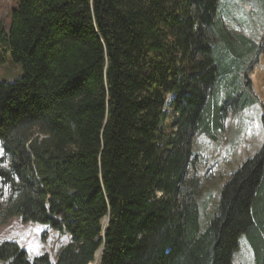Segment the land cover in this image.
<instances>
[{
    "label": "trees",
    "instance_id": "1",
    "mask_svg": "<svg viewBox=\"0 0 264 264\" xmlns=\"http://www.w3.org/2000/svg\"><path fill=\"white\" fill-rule=\"evenodd\" d=\"M221 1L17 0L9 31L0 23V64L22 70L0 82V226L19 218L70 241L55 262L5 241L3 264H90L102 246L99 264H233L242 237L264 264V114L261 148L205 229L189 175L195 136L256 103L264 34L230 30Z\"/></svg>",
    "mask_w": 264,
    "mask_h": 264
},
{
    "label": "rangeland",
    "instance_id": "2",
    "mask_svg": "<svg viewBox=\"0 0 264 264\" xmlns=\"http://www.w3.org/2000/svg\"><path fill=\"white\" fill-rule=\"evenodd\" d=\"M16 5L17 0H0V23L7 31L10 29L11 14ZM219 9H222L220 15L230 30L244 34L260 44L264 34V0H222ZM255 61L257 62L253 64L248 75L256 103L243 112L229 113L224 121V131L214 138L197 134L193 140V159L197 157L198 160L189 168V175L198 176L202 183L198 202L203 229L217 211L224 184L263 144L264 55H259ZM21 76V67L7 55L5 63L0 64V82L14 83ZM225 95L226 89L222 85L218 92L219 102L223 101ZM173 101L175 98L171 97L169 113H173ZM4 156L0 142V160ZM6 160L3 166L8 167L9 157L6 156ZM10 195L9 186L0 181V210L7 205ZM5 241L17 243L29 259L48 254L51 261L55 262L70 237L46 226L25 224L19 218H12L0 226V244ZM239 243L240 249L234 255L233 264H255L253 251L246 238L242 237ZM0 264L3 263L0 261Z\"/></svg>",
    "mask_w": 264,
    "mask_h": 264
},
{
    "label": "bare ground",
    "instance_id": "3",
    "mask_svg": "<svg viewBox=\"0 0 264 264\" xmlns=\"http://www.w3.org/2000/svg\"><path fill=\"white\" fill-rule=\"evenodd\" d=\"M105 221H106V219L103 220V224H104V226H105ZM101 255H102V254H101V250L99 249V250L96 252V254H95L94 261H93L92 263H90V264H98V263L100 262Z\"/></svg>",
    "mask_w": 264,
    "mask_h": 264
},
{
    "label": "water",
    "instance_id": "4",
    "mask_svg": "<svg viewBox=\"0 0 264 264\" xmlns=\"http://www.w3.org/2000/svg\"><path fill=\"white\" fill-rule=\"evenodd\" d=\"M107 224H108V219H106V221H105V227L107 226ZM100 250H101V254H102V252H103V246L100 248Z\"/></svg>",
    "mask_w": 264,
    "mask_h": 264
}]
</instances>
